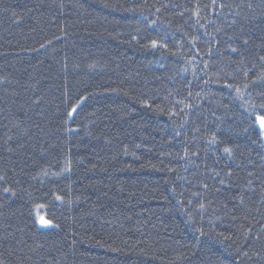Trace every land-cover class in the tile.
Wrapping results in <instances>:
<instances>
[{
	"label": "trees",
	"instance_id": "16d2710c",
	"mask_svg": "<svg viewBox=\"0 0 264 264\" xmlns=\"http://www.w3.org/2000/svg\"><path fill=\"white\" fill-rule=\"evenodd\" d=\"M261 57L264 0H0V264H264Z\"/></svg>",
	"mask_w": 264,
	"mask_h": 264
},
{
	"label": "snow or ice",
	"instance_id": "6c2138e0",
	"mask_svg": "<svg viewBox=\"0 0 264 264\" xmlns=\"http://www.w3.org/2000/svg\"><path fill=\"white\" fill-rule=\"evenodd\" d=\"M213 4H215V0H213ZM220 7H223V5H220ZM156 43H157L156 41H152L153 46H156ZM244 43L247 44L248 41H247V40H244ZM41 47H43V45H41ZM231 51H232V52H237L238 49L233 47V48H231ZM261 59H264V57H261ZM245 75H247V73H245ZM256 79H258V80H264V76L257 77ZM229 87H231V85H229ZM245 87H247V85H245ZM237 91L239 92L240 90L237 89ZM81 99H84V98L82 97ZM252 107H253V109H255L256 107H259L261 110H264V103H261V104H259V105H255V104H253ZM76 111H77V107H76V106H73L72 109L67 113V115H68L69 117H71ZM254 123H257V124L259 125L260 134H261L262 136H264V115H261V114H255ZM211 142H212V143H215V142H216V140H215V136L213 137V139H212ZM223 152H224L227 156H229V157H232V155H233V149L230 148V147H225V148L223 149ZM69 163H70V161H69ZM65 170H68V169L65 168ZM226 174H227V175H231V172L229 171V172L226 173ZM57 175H58V174H57ZM216 175L219 176V173H216ZM249 175H251V173H249ZM0 179H3V177H0ZM224 182H225L224 180H221V181H220L221 184H223ZM249 183H251V181H249ZM204 186L207 187V185H204ZM3 191H4V192H10L11 189H10V188H4ZM14 194H15V193H13V195H14ZM57 199H61V197L58 196ZM201 207H202V205H201ZM40 223H41L42 225L47 226V225H50L52 222H51V221H48V220H45V219H43V218H41Z\"/></svg>",
	"mask_w": 264,
	"mask_h": 264
},
{
	"label": "rangeland",
	"instance_id": "374dc122",
	"mask_svg": "<svg viewBox=\"0 0 264 264\" xmlns=\"http://www.w3.org/2000/svg\"><path fill=\"white\" fill-rule=\"evenodd\" d=\"M256 125H257V127L259 128V125H258L257 123H256ZM259 130H260V129H259ZM261 138H262V140L264 141V136L261 135ZM35 214H36V221H37V224H38V226H39L40 228H48V227L52 226V223H51L50 225H47V226L42 225V224L40 223L41 218H43V219H45V220H48V219L46 218V216L40 211V206H37V207L35 208ZM48 221H49V220H48Z\"/></svg>",
	"mask_w": 264,
	"mask_h": 264
}]
</instances>
